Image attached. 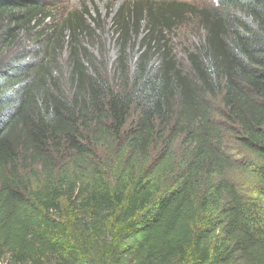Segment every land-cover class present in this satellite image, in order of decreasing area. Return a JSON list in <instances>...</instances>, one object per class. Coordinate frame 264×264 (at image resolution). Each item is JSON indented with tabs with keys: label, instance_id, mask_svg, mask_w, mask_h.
I'll list each match as a JSON object with an SVG mask.
<instances>
[{
	"label": "trees",
	"instance_id": "1",
	"mask_svg": "<svg viewBox=\"0 0 264 264\" xmlns=\"http://www.w3.org/2000/svg\"><path fill=\"white\" fill-rule=\"evenodd\" d=\"M187 14L205 38L184 73L158 35ZM86 15L46 33L43 0H0V260L83 264L56 218L67 199L111 233L114 264H264V0L125 4L119 88L80 43ZM227 133L252 159L226 151ZM237 170L257 191L238 187Z\"/></svg>",
	"mask_w": 264,
	"mask_h": 264
},
{
	"label": "rangeland",
	"instance_id": "2",
	"mask_svg": "<svg viewBox=\"0 0 264 264\" xmlns=\"http://www.w3.org/2000/svg\"><path fill=\"white\" fill-rule=\"evenodd\" d=\"M136 1L149 2V4L153 3L163 7L170 3H181L200 8L218 5V0H43L52 15L46 20L43 29L47 33L54 24H60L64 18L73 13H88L85 18L95 32L91 30V35L80 38V43L83 45L87 43L88 49L94 53V56L99 60L101 59L102 70L114 80V85L119 88L122 81L118 78L120 73L119 64L116 62L118 35L114 27V18L125 4H133ZM176 22L172 30H163L158 36L161 45L167 44L172 49L179 68L184 73H188L191 67L188 53L203 44L205 31L202 27L201 18L196 15L187 14L183 20ZM147 25L148 21H143L140 28L135 29L130 34L129 59L139 54L141 42L149 32ZM34 46L32 45V47ZM68 56L69 53L65 49L59 58L63 70L66 69ZM131 65L129 62L126 66L130 67ZM212 104L220 113V101H213ZM136 116V113H132L131 121L135 120ZM216 119L221 121L218 115H216ZM234 136V134L227 133L225 138L226 151L237 159H252L250 155L240 149ZM231 176L245 194H252L257 191V183L251 176L242 173L240 170L234 171ZM110 215L111 212L105 213L107 217ZM56 218L66 225L69 238L72 240L71 244L79 247V251L83 255V264H114L110 262L107 250H105L114 239L110 232L105 229H95L93 219L87 214L75 213L73 205L67 199L62 201L61 209ZM8 258V256L3 257L0 264H8Z\"/></svg>",
	"mask_w": 264,
	"mask_h": 264
}]
</instances>
